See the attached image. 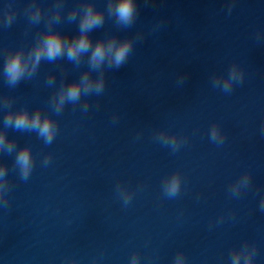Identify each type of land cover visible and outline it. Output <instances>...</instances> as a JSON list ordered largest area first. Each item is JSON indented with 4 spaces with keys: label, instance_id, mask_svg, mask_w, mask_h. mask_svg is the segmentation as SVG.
Masks as SVG:
<instances>
[{
    "label": "clouds",
    "instance_id": "obj_1",
    "mask_svg": "<svg viewBox=\"0 0 264 264\" xmlns=\"http://www.w3.org/2000/svg\"><path fill=\"white\" fill-rule=\"evenodd\" d=\"M64 9V0H56L52 9L45 13L44 9L36 0H30L25 9L29 23L38 25L46 19V30L37 34L35 42L31 48L25 50L18 48L9 50L3 65V77L9 87L17 86L22 80L31 79L39 69L42 61L55 62L59 59H66L72 64L79 66L85 61L88 65L78 80L62 82L59 88L53 93L50 99L52 110L59 115L67 104H79L82 97L100 95L105 88V69H118L127 61L134 45V37L118 38L116 35L101 36L97 39L91 37V33L102 28L105 23V13L110 18H115L116 25L128 28L131 27L139 14L137 0H107L105 9H98L93 0H83L77 6L71 8L67 13L69 22H77V34L69 36L53 26L60 22ZM231 11V6L229 7ZM15 10L9 4L6 10H0V23L3 26H11L14 22ZM98 75L93 77L92 73ZM244 70L233 63L226 76L217 75L213 77V86L221 88L224 92H231L233 84L242 82ZM48 85L55 84V76L49 75ZM12 100L5 96L0 98V107L7 108L3 117V128L0 129V152L9 155L15 153L14 165L19 171L20 178L27 180L30 176L35 159L31 147L24 145L17 149L15 139H9L7 130L12 129L19 132H34L42 139L45 145H50L56 137L58 122L52 115L42 112L40 108L30 112L27 108L12 110ZM84 112L88 111V101L85 99L82 105ZM157 139L173 151L179 149L183 138L175 133L160 130ZM210 139L217 143L224 142V134L218 124H213L210 129ZM51 161V153L46 155L43 164L47 165ZM251 183V173H243L230 186V192L234 196L247 188ZM8 167L0 162V203L5 206L8 203ZM119 195L125 205L130 203L132 194L122 185H117ZM181 189V175L179 171L171 176L165 177L163 191L169 198L176 197ZM260 210L264 211V197L260 200ZM256 255L255 245L249 246L247 242L239 249H233L231 253V264H253ZM139 256L134 254L131 264H138ZM72 264H76L73 260ZM174 264H185V256L178 252Z\"/></svg>",
    "mask_w": 264,
    "mask_h": 264
}]
</instances>
